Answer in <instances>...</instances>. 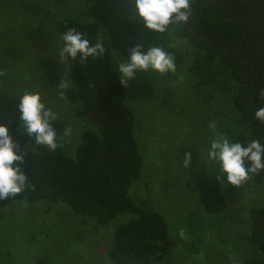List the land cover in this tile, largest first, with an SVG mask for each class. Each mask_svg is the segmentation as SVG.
<instances>
[{"label": "rangeland", "instance_id": "1", "mask_svg": "<svg viewBox=\"0 0 264 264\" xmlns=\"http://www.w3.org/2000/svg\"><path fill=\"white\" fill-rule=\"evenodd\" d=\"M134 14V0H0V89L17 96L38 93L65 124L63 145L74 154L86 123L65 95L72 79L68 62L59 58L58 20L97 19L114 49L116 70L137 43L165 46L176 71L141 72L126 85L144 158L130 193L144 208L163 214L176 241L159 264H255L248 209L264 205V180L223 184L218 166L206 159L214 130L234 142L249 135L233 106L235 83L220 63L197 60L175 25L167 34L157 33L131 21ZM188 151L193 164L185 168ZM124 219L83 221L60 202L0 205V264H114L108 250L116 224Z\"/></svg>", "mask_w": 264, "mask_h": 264}, {"label": "trees", "instance_id": "2", "mask_svg": "<svg viewBox=\"0 0 264 264\" xmlns=\"http://www.w3.org/2000/svg\"><path fill=\"white\" fill-rule=\"evenodd\" d=\"M175 26L197 60L216 61L229 71L235 83L234 109L249 129L243 143L247 139L264 143V122L254 115L264 106L260 95L264 91V0H191L188 21ZM57 28L60 35L75 28L93 43L99 38L106 49L102 57L85 63L68 62L72 84L65 95L76 105V114L86 127L74 154L64 148L65 124L60 119L53 122L59 137L57 149L34 145L14 121L20 96L0 89V120L9 125L20 148L32 152L21 166L27 181L24 192L0 205L60 202L83 221L93 218L99 224L125 216L113 230L110 260L114 264H159L170 256L176 241L163 214L154 207L144 208L130 193L142 174L144 158L136 136L137 116L114 67V49L97 19L61 17ZM263 180L261 171L250 174L243 184ZM248 214V238L258 252L255 264H264V205L251 206Z\"/></svg>", "mask_w": 264, "mask_h": 264}, {"label": "clouds", "instance_id": "3", "mask_svg": "<svg viewBox=\"0 0 264 264\" xmlns=\"http://www.w3.org/2000/svg\"><path fill=\"white\" fill-rule=\"evenodd\" d=\"M135 14L129 19L139 22L147 29L167 34L170 26L188 21L191 13V0H134ZM59 48L61 61L85 63L89 58L96 59L105 54V46L97 38L93 43L87 36L69 28L60 36ZM117 64L118 79L122 85L135 78L141 72H157L161 75L176 71L174 55L165 46L151 41L147 46L137 43L129 49V54ZM61 86L66 87L64 80ZM264 96V91L260 93ZM18 131L34 145H44L55 151L59 137L54 127L58 115L52 108H46L42 97L35 92H25L18 99ZM255 118L264 122V106L258 107ZM13 121V120H9ZM215 129V125L211 126ZM69 130H66V135ZM225 133L213 131V138L206 154L207 162L218 166L217 180L223 184L239 187L250 179V174L264 171V143L251 139L246 143L234 142ZM29 153L23 151L13 138L10 127L0 120V201L20 196L26 186V175L22 170ZM193 164V155L185 152L183 165L189 168ZM205 169V168H204ZM226 178V179H225ZM183 235V233H181Z\"/></svg>", "mask_w": 264, "mask_h": 264}]
</instances>
